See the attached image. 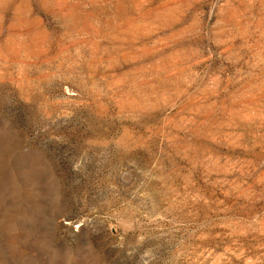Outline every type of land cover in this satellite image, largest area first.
<instances>
[{"label": "rangeland", "instance_id": "rangeland-1", "mask_svg": "<svg viewBox=\"0 0 264 264\" xmlns=\"http://www.w3.org/2000/svg\"><path fill=\"white\" fill-rule=\"evenodd\" d=\"M0 264H264V0H0Z\"/></svg>", "mask_w": 264, "mask_h": 264}]
</instances>
